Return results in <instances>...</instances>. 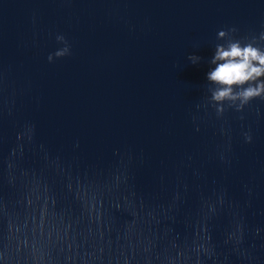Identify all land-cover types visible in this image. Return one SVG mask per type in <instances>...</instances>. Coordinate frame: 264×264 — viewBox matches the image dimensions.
I'll return each mask as SVG.
<instances>
[{
  "label": "water",
  "instance_id": "obj_1",
  "mask_svg": "<svg viewBox=\"0 0 264 264\" xmlns=\"http://www.w3.org/2000/svg\"><path fill=\"white\" fill-rule=\"evenodd\" d=\"M264 0H0V264H264V92L215 99Z\"/></svg>",
  "mask_w": 264,
  "mask_h": 264
},
{
  "label": "clouds",
  "instance_id": "obj_2",
  "mask_svg": "<svg viewBox=\"0 0 264 264\" xmlns=\"http://www.w3.org/2000/svg\"><path fill=\"white\" fill-rule=\"evenodd\" d=\"M212 63L215 67L207 78L219 86L214 97L217 100L232 98L233 86L250 84L264 77V51L251 45L241 46L237 42L227 47L218 46ZM261 92H264V81L244 88L240 96L247 101Z\"/></svg>",
  "mask_w": 264,
  "mask_h": 264
}]
</instances>
